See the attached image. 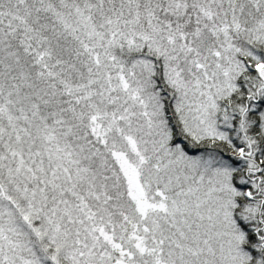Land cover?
Here are the masks:
<instances>
[{
    "label": "snow or ice",
    "instance_id": "6c2138e0",
    "mask_svg": "<svg viewBox=\"0 0 264 264\" xmlns=\"http://www.w3.org/2000/svg\"><path fill=\"white\" fill-rule=\"evenodd\" d=\"M0 264H264V0H0Z\"/></svg>",
    "mask_w": 264,
    "mask_h": 264
}]
</instances>
